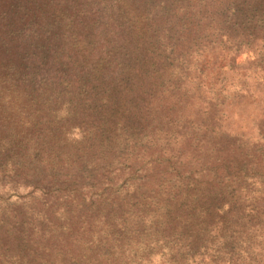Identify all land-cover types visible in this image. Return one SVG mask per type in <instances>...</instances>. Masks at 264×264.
<instances>
[{"label": "trees", "instance_id": "16d2710c", "mask_svg": "<svg viewBox=\"0 0 264 264\" xmlns=\"http://www.w3.org/2000/svg\"><path fill=\"white\" fill-rule=\"evenodd\" d=\"M1 179L0 264H264V0H0Z\"/></svg>", "mask_w": 264, "mask_h": 264}, {"label": "rangeland", "instance_id": "374dc122", "mask_svg": "<svg viewBox=\"0 0 264 264\" xmlns=\"http://www.w3.org/2000/svg\"><path fill=\"white\" fill-rule=\"evenodd\" d=\"M246 60V55H244L242 57V59ZM228 93V92H227ZM227 95V94H226ZM237 106V105H235ZM241 110L239 112H234L233 115L235 117V119L231 120L229 122V125L231 128L233 129H238L239 126L241 125H246L247 121L244 120V117L246 115H248V113H250V111L253 110V107L251 105H247L245 102H242L240 105ZM240 115V117H239ZM238 119V121L235 120ZM243 119V120H242ZM224 127L227 128V124L226 121L223 123ZM16 181L13 180H0V231L3 228V226L6 224L7 222V218L10 217L11 212L12 211H16L17 209H19L20 207H23L24 209L26 207H28L27 203H30V205L32 207H35L37 204V200L40 198L39 196H35L36 194H34L33 196H30L28 198H26L27 194H28V188H23V186H21L20 180L16 179ZM73 188L70 189V191H72ZM82 189H80L79 191H81ZM15 191H17L18 194L15 193ZM32 199V200H31ZM29 201V202H28ZM64 208V204L62 205V209ZM22 215V214H20ZM19 216V215H18ZM36 226V225H35ZM95 241L97 239V236L94 237ZM129 241V235L125 234L123 237V244L122 247L126 244H128ZM257 245H259L257 243ZM136 251V249L134 250ZM143 255V254H142ZM133 254H130L128 252H122V257L120 259H118L115 264H138L137 260L142 259V257L146 256H140V253L135 255V257ZM156 260V262H155ZM159 260L158 256H155V258H153V261L151 264H161ZM147 261V260H146ZM144 264H147L146 262Z\"/></svg>", "mask_w": 264, "mask_h": 264}]
</instances>
